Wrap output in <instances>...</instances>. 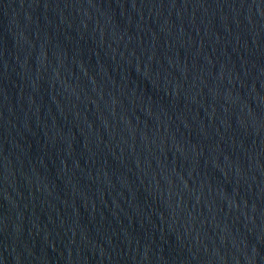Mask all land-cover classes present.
<instances>
[{
	"label": "water",
	"instance_id": "95a60500",
	"mask_svg": "<svg viewBox=\"0 0 264 264\" xmlns=\"http://www.w3.org/2000/svg\"><path fill=\"white\" fill-rule=\"evenodd\" d=\"M264 0H0V264H106Z\"/></svg>",
	"mask_w": 264,
	"mask_h": 264
}]
</instances>
